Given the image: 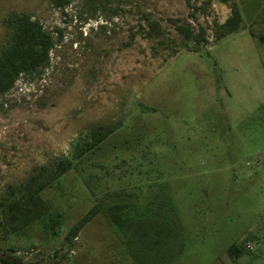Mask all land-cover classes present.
Returning <instances> with one entry per match:
<instances>
[{"label":"rangeland","instance_id":"374dc122","mask_svg":"<svg viewBox=\"0 0 264 264\" xmlns=\"http://www.w3.org/2000/svg\"><path fill=\"white\" fill-rule=\"evenodd\" d=\"M68 2L0 0V54L14 15L55 42L47 67L0 95V197L38 167L73 160L95 125L119 128L44 193L45 221L24 235L0 226V254L15 251L23 264H143L105 210L66 236L94 206L114 203L130 217L160 211L172 221L158 209L167 202L184 250L169 263V254L141 255L145 264H264V0ZM234 3L241 29L214 43V22ZM147 18L159 22L162 48L145 39ZM176 25L205 29L209 44L185 40Z\"/></svg>","mask_w":264,"mask_h":264},{"label":"trees","instance_id":"16d2710c","mask_svg":"<svg viewBox=\"0 0 264 264\" xmlns=\"http://www.w3.org/2000/svg\"><path fill=\"white\" fill-rule=\"evenodd\" d=\"M52 2L59 9H64L69 3L68 0H52ZM10 25L12 34L9 45L0 54V95L10 91L19 76L40 73L47 67L50 52L55 46L51 34L43 30L40 23L32 20L29 15H14L10 20ZM241 26V10L234 3L231 7V16L225 23L220 25L214 22L212 28L214 43L238 32ZM139 27L146 32V40L157 41L158 48L165 46L163 41L158 40L160 34L158 21L147 18L140 23ZM176 30L187 41H193L199 45L209 44L205 36L206 30L203 28H200L197 35L192 32L190 26L176 25ZM157 54L158 51L154 49L152 58L157 59ZM118 128L103 124L95 125L89 131L90 135L82 142H78V153L73 160H81L99 148ZM73 160L54 162L51 169L38 167L25 181L15 187H10L7 193L0 197V226L6 235H24L34 225L45 221L49 214V205L43 195L56 180L74 168ZM163 204H160L158 209L166 206L173 216L172 221L163 217L160 211L130 217L125 213L128 205L121 203L111 204L105 209L102 206H94L70 228L66 240L76 238L87 224L102 210H105L111 224L122 232L136 262L145 264L141 259L142 256L163 258L165 254H169L165 262L169 263L183 252L184 242L173 206L167 205V202ZM147 208L152 210L150 207ZM55 223L58 221L51 220L48 228L54 234ZM14 252L0 254V264H23L19 257L13 255ZM241 252L242 250L237 245H233L228 250L231 256H238Z\"/></svg>","mask_w":264,"mask_h":264}]
</instances>
